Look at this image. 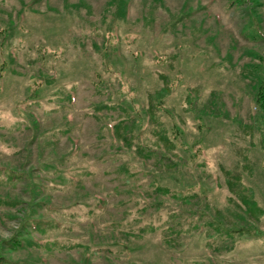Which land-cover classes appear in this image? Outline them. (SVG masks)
Returning <instances> with one entry per match:
<instances>
[{
  "label": "rangeland",
  "instance_id": "obj_1",
  "mask_svg": "<svg viewBox=\"0 0 264 264\" xmlns=\"http://www.w3.org/2000/svg\"><path fill=\"white\" fill-rule=\"evenodd\" d=\"M0 264H264V0H0Z\"/></svg>",
  "mask_w": 264,
  "mask_h": 264
},
{
  "label": "trees",
  "instance_id": "obj_2",
  "mask_svg": "<svg viewBox=\"0 0 264 264\" xmlns=\"http://www.w3.org/2000/svg\"><path fill=\"white\" fill-rule=\"evenodd\" d=\"M258 231H256V233H257Z\"/></svg>",
  "mask_w": 264,
  "mask_h": 264
}]
</instances>
